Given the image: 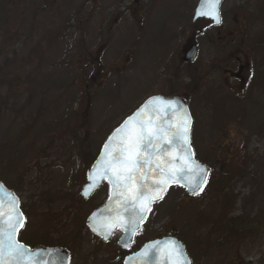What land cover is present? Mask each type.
<instances>
[{"label":"rangeland","instance_id":"obj_1","mask_svg":"<svg viewBox=\"0 0 264 264\" xmlns=\"http://www.w3.org/2000/svg\"><path fill=\"white\" fill-rule=\"evenodd\" d=\"M198 1L0 0V183L24 213L22 241L118 264L120 235L101 250L86 225L108 196L104 184L80 198L86 173L147 98L174 96L211 181L190 198L170 189L138 243L175 236L191 264H264V0H223L221 24L196 31Z\"/></svg>","mask_w":264,"mask_h":264},{"label":"water","instance_id":"obj_2","mask_svg":"<svg viewBox=\"0 0 264 264\" xmlns=\"http://www.w3.org/2000/svg\"><path fill=\"white\" fill-rule=\"evenodd\" d=\"M223 0H220L218 12H219V21H220V8ZM211 0H199L195 11L193 22L197 20H206L210 21L214 26H218L220 24L216 22L215 19L212 18L211 15H200L201 11L203 12H211L212 9L210 7ZM196 58V48L194 45L188 46L182 55V61L185 63H193ZM161 101L165 103H161ZM167 102L172 103V108H167ZM136 116L137 120H153L154 125H158L161 120L164 121L165 127L171 125L172 130L175 131L177 127H181L183 122L187 120L188 124V151H182L178 146L179 141L176 144L169 145L167 139L163 141L164 147L167 149V152L163 154L161 157L163 160L172 161V166L176 169L177 174L179 176L178 182L169 183L166 187V190L162 192V196L166 193L167 189L173 186L181 187L185 190L187 196L197 195L204 187L205 183L209 177V170L206 166L201 165L196 161L193 149L191 147V129H192V117L189 112V109L185 102L176 97H162V96H153L148 98L140 108H138L132 115H130L125 121L132 119ZM124 122L117 128H121ZM135 124V121H133ZM132 127V125H129ZM116 129V130H117ZM116 130L108 137V139L101 146L99 153L96 159L93 162V165L87 172V184L83 187L80 196L83 199H88L103 183L106 182L109 186V199L108 202L102 206L100 209L96 210L88 219L87 226L90 231L102 239V241L107 242L113 235L116 229H119L122 232V237L118 241L119 247L124 250H128L133 243V239L135 234L140 230L141 224L146 219L147 213L150 210L151 203L158 202L160 199L151 200L149 202L148 198L145 197L144 203L147 204L148 209L144 213V219L142 221L137 220L136 225H129L130 212L126 211L122 198L116 197L114 195V190L112 185L108 182L107 179H101L100 173L103 170L100 168V171H97L98 167L101 165V161H103L105 157V145L109 144L110 140H112L113 147L116 146V140L119 138L116 137ZM168 136L171 133L167 134ZM116 137L115 140L113 138ZM109 152H112V148H109ZM184 157V159H181ZM184 160H187L188 163L185 164ZM202 168L205 171L200 172L199 169ZM95 177V179H90V177ZM153 179H156L155 173H151ZM151 182V181H149ZM0 193L4 195V203H3V211L6 215L10 210V201L15 198L12 192L6 190L4 186L0 183ZM8 193H11L9 196ZM151 195H155V191L153 190ZM16 199V198H15ZM17 200V199H16ZM140 205L137 204V208ZM19 208V205H18ZM20 211V209H19ZM21 212V211H20ZM121 224L128 225V231H125ZM22 228V227H21ZM18 231V234L21 230ZM17 234V238H18ZM107 236V238H105ZM174 242V244H169L168 242ZM153 245L157 247L154 248ZM179 248L180 253L183 254V260L181 264L184 262H188L190 264L189 258L186 254V251L183 245L173 237H165L161 239H156L146 243L140 250L136 253L129 255L123 264H174V260L176 257H173L170 260H165V253L168 248ZM159 249V252L157 251ZM28 257L31 258L32 264H68V257L65 251L59 248L48 249V248H36V249H28ZM148 250L145 255H141V253H145V250Z\"/></svg>","mask_w":264,"mask_h":264},{"label":"snow or ice","instance_id":"obj_3","mask_svg":"<svg viewBox=\"0 0 264 264\" xmlns=\"http://www.w3.org/2000/svg\"><path fill=\"white\" fill-rule=\"evenodd\" d=\"M219 2L220 0H211L212 11H201L199 14L211 15L219 23ZM161 103L165 102L161 101ZM167 108H172L171 102H167ZM168 133L171 135L168 136ZM116 137L119 139L116 140L115 147H113L112 140L105 145L106 158L101 161L97 171H100V168L103 169L100 178L107 179L112 185L114 195L122 198L125 210L130 212L129 225L134 226L137 220L144 219V213L149 210L143 198L147 197L149 202L162 199V192L166 190L167 185L178 182L179 176L172 166V161L161 158L167 152L163 141L167 139L169 145L179 141L178 146L181 150L188 151V124L185 120L182 128L177 127L173 131L171 125L165 127L163 120L158 125H154L151 119L137 120L134 116L116 130ZM110 147L112 152H109ZM184 163L187 164L188 161L184 160ZM199 171L204 172L205 170L200 168ZM151 173H155L158 178L153 179ZM90 179L94 180L95 177H90ZM153 190L155 195H151ZM8 195L10 196L11 193ZM3 203L4 195L0 193V264H32L31 258L27 255L28 250L17 240L18 231L24 223L23 214L18 208V201L13 198L9 202L10 210L6 215L3 211ZM137 204L140 205L139 208ZM121 227L128 231V225L121 224ZM168 243L174 244L171 241ZM153 247L157 246L153 245ZM147 251L146 249L141 255H145ZM157 251L159 252L158 248ZM173 257H176L174 264H181L183 254L180 253L179 248L167 249L165 260Z\"/></svg>","mask_w":264,"mask_h":264},{"label":"flooded vegetation","instance_id":"obj_4","mask_svg":"<svg viewBox=\"0 0 264 264\" xmlns=\"http://www.w3.org/2000/svg\"><path fill=\"white\" fill-rule=\"evenodd\" d=\"M203 22V23H202ZM193 23V22H192ZM196 27H195V29H196V31L197 30H199V29H197V24H203V25H211V23L209 22V21H204V20H201V21H196V22H194L193 23ZM188 46L189 45H185V46H182L181 48V52H180V54H181V59H182V55L184 54V52H185V50L188 48ZM104 47H106V46H99L98 48H104ZM196 47V46H195ZM238 62H239V60H238ZM229 75H230V73H229ZM232 79H237V77H234V76H232L231 78H230V80H232ZM168 97H174V96H168ZM87 201V200H86ZM143 227V226H142ZM142 229V228H141ZM141 229L139 230V232L135 235V237H134V240H133V243H132V245H131V247L128 249V250H124V249H121V248H119L118 247V244H117V242H116V246L118 247V249L116 248L115 250H114V255L115 256H117L116 257V261H118L119 260V263L118 264H123L124 263V261H125V259L129 256V255H131V254H133V253H135V252H137L143 245H145L146 243H144V244H141V243H138V238H139V235H140V233H141ZM119 235H121L120 233H118ZM20 236H21V234H20ZM19 236V242L20 243H22V244H24L25 246H27V247H29V248H31V249H34V248H39V247H32L33 245L31 244H29V242H26V240H25V242L24 241H22L21 240V237ZM97 239H98V247H99V249H101V250H103L105 247H108L109 246V244H110V241H108V242H103L100 238H98V237H96ZM41 248H55V247H41ZM66 251V253L68 254V257H70L69 256V253H68V250H65ZM69 261H70V259H69Z\"/></svg>","mask_w":264,"mask_h":264},{"label":"trees","instance_id":"obj_5","mask_svg":"<svg viewBox=\"0 0 264 264\" xmlns=\"http://www.w3.org/2000/svg\"><path fill=\"white\" fill-rule=\"evenodd\" d=\"M211 181V180H210Z\"/></svg>","mask_w":264,"mask_h":264}]
</instances>
